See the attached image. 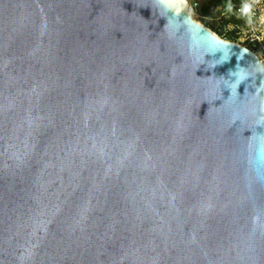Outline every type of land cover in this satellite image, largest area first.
<instances>
[{
	"label": "water",
	"instance_id": "1",
	"mask_svg": "<svg viewBox=\"0 0 264 264\" xmlns=\"http://www.w3.org/2000/svg\"><path fill=\"white\" fill-rule=\"evenodd\" d=\"M0 264H264L256 54L188 0H0Z\"/></svg>",
	"mask_w": 264,
	"mask_h": 264
},
{
	"label": "built area",
	"instance_id": "2",
	"mask_svg": "<svg viewBox=\"0 0 264 264\" xmlns=\"http://www.w3.org/2000/svg\"><path fill=\"white\" fill-rule=\"evenodd\" d=\"M189 9L196 18L204 16L197 14L199 9L198 0H188ZM245 2L253 3V12L251 14L243 11ZM264 0H235L230 7H222L216 16L219 32L216 33L221 38L242 44L252 50L264 68ZM200 22V21H199Z\"/></svg>",
	"mask_w": 264,
	"mask_h": 264
},
{
	"label": "rangeland",
	"instance_id": "3",
	"mask_svg": "<svg viewBox=\"0 0 264 264\" xmlns=\"http://www.w3.org/2000/svg\"><path fill=\"white\" fill-rule=\"evenodd\" d=\"M199 9L197 14H203L204 16L196 15V18L205 26L211 28L216 33L219 32L216 16L220 8H228L235 0H198Z\"/></svg>",
	"mask_w": 264,
	"mask_h": 264
},
{
	"label": "clouds",
	"instance_id": "4",
	"mask_svg": "<svg viewBox=\"0 0 264 264\" xmlns=\"http://www.w3.org/2000/svg\"><path fill=\"white\" fill-rule=\"evenodd\" d=\"M257 2H258V0H257ZM243 11L245 12V13H249V14H251L252 12H253V3L252 2H245L244 4H243ZM262 23H264V16H262ZM245 51H246V49H245ZM243 77H241V79H242Z\"/></svg>",
	"mask_w": 264,
	"mask_h": 264
}]
</instances>
